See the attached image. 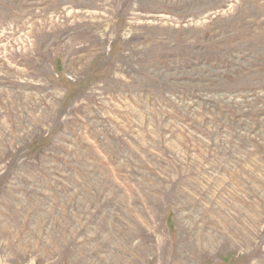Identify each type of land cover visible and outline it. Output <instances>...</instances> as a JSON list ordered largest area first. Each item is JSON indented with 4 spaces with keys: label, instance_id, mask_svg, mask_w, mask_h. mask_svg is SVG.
Masks as SVG:
<instances>
[{
    "label": "rangeland",
    "instance_id": "1",
    "mask_svg": "<svg viewBox=\"0 0 264 264\" xmlns=\"http://www.w3.org/2000/svg\"><path fill=\"white\" fill-rule=\"evenodd\" d=\"M0 264H264V0H0Z\"/></svg>",
    "mask_w": 264,
    "mask_h": 264
}]
</instances>
